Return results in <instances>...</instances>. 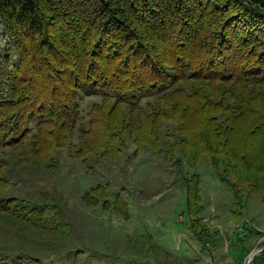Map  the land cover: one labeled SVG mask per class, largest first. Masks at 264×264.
I'll return each mask as SVG.
<instances>
[{"label": "trees", "instance_id": "trees-1", "mask_svg": "<svg viewBox=\"0 0 264 264\" xmlns=\"http://www.w3.org/2000/svg\"><path fill=\"white\" fill-rule=\"evenodd\" d=\"M0 36L9 40L0 63V188L11 154L43 164L77 133L75 158H115L125 132L166 161L193 153V166L208 162L237 207L243 190L264 199V0H0ZM164 127L175 132L168 150L158 138ZM183 185V215L195 240L206 241L199 180ZM39 214L13 216L28 231L72 242L69 225ZM79 244L66 258L90 263ZM49 261L0 255V264H59ZM251 264H264V250Z\"/></svg>", "mask_w": 264, "mask_h": 264}, {"label": "rangeland", "instance_id": "rangeland-1", "mask_svg": "<svg viewBox=\"0 0 264 264\" xmlns=\"http://www.w3.org/2000/svg\"><path fill=\"white\" fill-rule=\"evenodd\" d=\"M4 42L8 38L0 36V63ZM92 103H84V113ZM170 134L175 132L164 127L158 135L164 150L171 146ZM77 135L62 149H52L43 164L29 158L21 165L11 154L4 170L6 186L0 188V255L11 259L32 254L75 264L66 258V248L80 243L88 253L87 264H240L235 261L248 259L264 245L262 196L243 190L242 206L237 207L208 162L193 166V153L185 158L177 154L178 163L176 158L166 161L133 144L124 132L115 158H103L100 151L77 159ZM192 175L199 180V216L210 235L202 242L195 240L183 215V181ZM84 194L94 200L82 201ZM27 208L40 212L44 221L54 218L69 225L72 242L55 240L46 231H28V223L13 216Z\"/></svg>", "mask_w": 264, "mask_h": 264}, {"label": "water", "instance_id": "water-1", "mask_svg": "<svg viewBox=\"0 0 264 264\" xmlns=\"http://www.w3.org/2000/svg\"><path fill=\"white\" fill-rule=\"evenodd\" d=\"M263 250H264V245L260 249H257L253 253H251L248 257L249 262H251L254 256H256L257 254H260Z\"/></svg>", "mask_w": 264, "mask_h": 264}, {"label": "built area", "instance_id": "built-area-1", "mask_svg": "<svg viewBox=\"0 0 264 264\" xmlns=\"http://www.w3.org/2000/svg\"><path fill=\"white\" fill-rule=\"evenodd\" d=\"M241 264H251V262H249V260L248 259H244L243 261H241Z\"/></svg>", "mask_w": 264, "mask_h": 264}, {"label": "crops", "instance_id": "crops-1", "mask_svg": "<svg viewBox=\"0 0 264 264\" xmlns=\"http://www.w3.org/2000/svg\"><path fill=\"white\" fill-rule=\"evenodd\" d=\"M245 259V258H244ZM236 263H239V262H241L240 260L239 261H235Z\"/></svg>", "mask_w": 264, "mask_h": 264}, {"label": "bare ground", "instance_id": "bare-ground-1", "mask_svg": "<svg viewBox=\"0 0 264 264\" xmlns=\"http://www.w3.org/2000/svg\"><path fill=\"white\" fill-rule=\"evenodd\" d=\"M241 264V263H240Z\"/></svg>", "mask_w": 264, "mask_h": 264}]
</instances>
